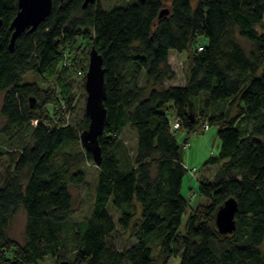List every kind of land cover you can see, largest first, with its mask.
<instances>
[{"label":"trees","instance_id":"1","mask_svg":"<svg viewBox=\"0 0 264 264\" xmlns=\"http://www.w3.org/2000/svg\"><path fill=\"white\" fill-rule=\"evenodd\" d=\"M51 1L49 14L10 51L17 0H0V136L8 143L0 142V155L11 151L10 167L0 173V264L46 256L68 264H153L152 242L159 244L160 264L178 255L179 264H264V35L256 29L264 0H133L111 9L97 0L85 7L84 0ZM164 2L169 11L158 18ZM78 39L87 45L74 50ZM91 46L104 67L101 162L89 214L70 221L69 186L84 182V162L94 163L80 140L88 118L52 123L46 106L55 116L69 112L62 61L86 72ZM71 49L72 59L64 56ZM171 49L188 52L183 85L163 84L175 76ZM28 71L54 84L22 82ZM234 105L238 117L229 115ZM198 119L217 125L219 150L206 163L219 166L211 180L198 181L197 192L209 203L195 205L180 232L189 207L181 193L187 168L173 129L190 134ZM125 126L135 134L134 154L122 139ZM15 143L20 147L12 149ZM230 197L235 229L220 234L214 215ZM20 208L23 243L6 233ZM117 227L135 242L118 248L111 240Z\"/></svg>","mask_w":264,"mask_h":264},{"label":"rangeland","instance_id":"2","mask_svg":"<svg viewBox=\"0 0 264 264\" xmlns=\"http://www.w3.org/2000/svg\"><path fill=\"white\" fill-rule=\"evenodd\" d=\"M98 3L106 9H111L116 6H124L129 1L133 0H97ZM196 1H192L191 5L194 6ZM169 4L167 2L162 3V8H168ZM258 32L264 35V18L259 26H256ZM201 43H205L207 40L205 37L201 36L199 38ZM240 44L244 47V49L248 50L250 47V43L243 39H239ZM86 42L78 39L77 42L74 43V50L78 47L83 48L86 46ZM67 49V48H66ZM72 51V49L70 50ZM188 52H175L172 51L169 55L168 61L171 66V69L174 71L175 76L171 80H164V85H169L173 83L178 85V83H182L185 77L187 76L188 68H189V60L187 56ZM75 52H64L65 57H70L71 59L74 57ZM83 67H74L69 65L65 67L66 71L62 77L63 83L65 84V95L72 97L69 112L65 113V115L60 116L57 114L56 116L53 115L52 106H46L49 108L50 120L52 123L57 121L58 123H65V124H72L77 125L81 123L83 116L85 115L84 112V104L86 98V92L83 87V83L85 77H81L77 74L78 69H82ZM87 68V65H86ZM85 68V69H86ZM140 83H143V77L140 78ZM22 82H35L41 88H48V84H54L52 79H44L41 80L39 76H37L34 72L28 71L21 77ZM151 85L147 86L146 89L149 90ZM35 103V101H34ZM0 105H1V97H0ZM226 105H224L225 107ZM171 107H168L167 113L168 118L170 121L173 120V110ZM57 110V109H56ZM68 111V110H67ZM171 113V114H170ZM230 117H238L239 116V107L232 106L229 111ZM5 123V117L0 113V129ZM34 125L35 122H32ZM174 135L180 145L182 150V160L184 162L185 167L187 168L186 173L182 178V187L181 193L185 197V199L189 203L188 210L186 214L183 215L182 222L179 226V231H184V222L188 214L192 211V208L195 207L198 203H209L203 197H201L197 192V184L200 179L202 180H211L214 174L216 173L219 164L217 162L214 163H206L209 157L215 156L219 150V139L217 136V125L209 124L207 129H202V119H198V123L195 125L194 132L188 134L183 129H173ZM186 138L187 145L184 146L183 142ZM122 139L125 142L129 152L134 154L135 147H136V139L134 131L129 127L125 126L122 132ZM4 140L0 136V142L4 145H8L7 142L2 141ZM29 139L28 137H24V142H27ZM19 148L20 146L15 143L12 146ZM9 153L11 151H8ZM5 153L0 155V173L4 172L5 169L10 167L11 158L10 154ZM82 168L85 173V180L82 184L78 186L70 185L69 192L72 197V208H71V215L70 221H79L87 216L92 207L93 201V192L94 187L97 180L98 175V167L92 162H84L82 164ZM109 210L113 214L114 218H117V211L113 209L111 206ZM26 223V215L24 211L20 208L15 215L11 218L8 227L6 229V233L10 238L18 241L19 243L24 242V226ZM111 240L115 243L118 248L128 247L135 242V239L130 237L128 231H123L119 227L117 230L112 234ZM152 249V258L153 264H160L158 260L159 255V244L158 242H152L151 244ZM36 264H59L55 258L50 256H46L43 260H36ZM167 264H179V255L173 256L168 260Z\"/></svg>","mask_w":264,"mask_h":264},{"label":"water","instance_id":"3","mask_svg":"<svg viewBox=\"0 0 264 264\" xmlns=\"http://www.w3.org/2000/svg\"><path fill=\"white\" fill-rule=\"evenodd\" d=\"M95 0H84L82 7ZM51 0H17V12L12 18L9 29L11 30L8 48L13 50L16 38L25 30L32 31L49 14ZM168 8H161L158 18L168 13ZM84 89L86 92L84 112L88 118L87 127L81 131L80 140L83 147L92 155L96 166L101 162V149L98 137L102 134L106 118L104 107L105 86L104 67L102 55L94 46H91L88 53V62L85 72ZM32 106L34 97H29ZM237 205L234 198L226 199L214 215V224L220 234L231 233L235 229L234 214ZM24 264H36L28 262ZM59 264H68V261H61Z\"/></svg>","mask_w":264,"mask_h":264},{"label":"built area","instance_id":"4","mask_svg":"<svg viewBox=\"0 0 264 264\" xmlns=\"http://www.w3.org/2000/svg\"><path fill=\"white\" fill-rule=\"evenodd\" d=\"M198 49H200V47ZM62 64H63V66L68 67L70 65V60L69 59H65V60L62 61ZM77 74L79 76H81V77H85V71L84 70H77ZM208 126H209V124L206 121L202 124V128L204 130L207 129ZM173 127L174 128L179 127V120H178L177 117L173 118ZM186 145H187V143H184V146H186Z\"/></svg>","mask_w":264,"mask_h":264},{"label":"crops","instance_id":"5","mask_svg":"<svg viewBox=\"0 0 264 264\" xmlns=\"http://www.w3.org/2000/svg\"><path fill=\"white\" fill-rule=\"evenodd\" d=\"M172 51H175V52H177L176 50H174V49H171V50L169 51V55H170V53H171ZM168 58H169V56H168ZM168 62H169V61H168ZM184 82H185V79L183 80V82H182V83H178V85H183V84H184ZM170 85H175V84H173V83H170Z\"/></svg>","mask_w":264,"mask_h":264}]
</instances>
